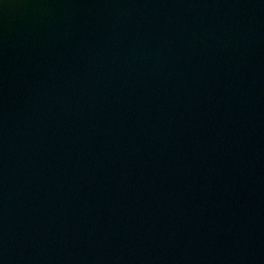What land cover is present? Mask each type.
<instances>
[{"label": "water", "instance_id": "95a60500", "mask_svg": "<svg viewBox=\"0 0 264 264\" xmlns=\"http://www.w3.org/2000/svg\"><path fill=\"white\" fill-rule=\"evenodd\" d=\"M0 264H264V0H0Z\"/></svg>", "mask_w": 264, "mask_h": 264}]
</instances>
